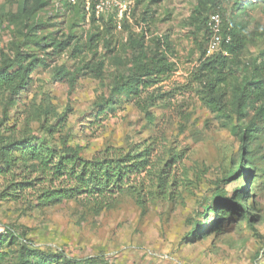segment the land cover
<instances>
[{"label": "rangeland", "instance_id": "1", "mask_svg": "<svg viewBox=\"0 0 264 264\" xmlns=\"http://www.w3.org/2000/svg\"><path fill=\"white\" fill-rule=\"evenodd\" d=\"M242 1L220 0L213 12L246 35L237 69L246 77L259 69L264 82V4L245 0L238 5ZM196 3L135 0L134 17L118 29L108 18L83 19L81 10L65 0H0V59L12 58L22 44L19 49L43 60L24 90L9 104L1 100L5 124H16L17 132L50 129L55 146L66 136L88 156L149 144L154 159L165 163L175 158L170 174L176 184L163 201L155 198L156 189L147 188L143 173L129 183L142 188L144 181L140 197L126 188L98 209L82 199L39 206L31 190L17 201L0 197V233L10 227L34 249L99 264H264V100L247 104L241 119L233 114L229 123L198 100L192 75L201 56L198 46L207 41L201 27L188 23ZM144 13L149 26L141 19ZM96 34L102 36L98 46L75 53L76 44ZM159 39L168 45L166 53L156 45ZM106 42L111 46L105 48ZM158 54L172 67L154 86L164 98L149 107L153 122L137 108V97L127 93L99 114L117 77L131 76L136 59L145 63ZM100 62L101 74L95 77L90 68ZM139 97L144 99L145 92ZM248 127L255 132L244 143L241 133ZM239 164L250 166L231 174ZM244 184L252 226L232 218L206 233L216 221L207 211L213 193L224 189L231 194ZM5 186L0 177V192ZM198 221L204 234L195 238L189 232ZM9 241L0 251L13 262L20 241L12 246Z\"/></svg>", "mask_w": 264, "mask_h": 264}, {"label": "trees", "instance_id": "2", "mask_svg": "<svg viewBox=\"0 0 264 264\" xmlns=\"http://www.w3.org/2000/svg\"><path fill=\"white\" fill-rule=\"evenodd\" d=\"M252 1L251 3L255 2V0ZM260 1L264 4V0ZM219 2L220 0H197L188 21L190 26H199L205 31V41H207L204 45L203 42H199L201 43L198 46L201 56L192 75V84L196 86L194 90L198 100L211 113L225 118L229 123L233 114H237L241 119V111L247 104H258L264 100V82L259 69L255 68L249 77L243 76L237 69L238 55L244 48L246 35L241 28L225 23L219 12H213L219 7ZM244 3L247 1L244 0L238 5ZM72 6L81 10L83 19L87 15L93 21L108 18L107 20L114 26L111 14L96 18L93 12L87 14L82 4ZM215 13L222 18V37L226 38V34H229L231 40L228 44H222L220 52L205 56V45L207 51L212 35L208 22ZM141 19L145 22L144 26H149L150 18H146L145 13ZM101 38L100 34H96L90 36L84 45L78 47L76 44L75 53H81L80 50L85 47L98 46ZM66 44H62L64 45L62 49ZM21 45H18L12 58L3 56L0 59V103L1 100H5L4 103L9 104L24 90L30 83L33 71L43 62L42 58H38L37 55L19 49ZM156 45L161 46L158 47L159 50L164 49L161 53L168 51V45L162 39H159ZM110 46V43H105V48ZM111 49V52L115 51V47ZM102 67L103 63L100 62L92 68L86 64L84 69L90 68V73L99 77ZM171 67L172 64L164 58L163 54L154 55L145 63H142L139 58L136 59L131 76L117 77L111 91L112 95L99 104L101 107L99 114H104L106 110L111 109L118 95L127 93L137 97V108L144 113L149 122H153L149 107L155 106L156 101L164 98L163 95L156 94L159 88H154V86L166 77ZM149 89L150 92H148ZM142 91L145 92L144 99L139 97ZM258 109L257 117L259 115L261 119L263 111L261 107ZM7 119L6 110H2L0 114V177L5 179L6 186L4 191L0 192L1 199L8 198L17 201L26 190H31L33 191L32 197H35L39 206H49L63 200L79 201L82 199V201L92 203L98 209L107 205V202L126 188L131 189L132 193L140 197L144 181L141 183L142 188L129 185V183L132 178L143 173L149 180L147 188L150 191L156 189L155 198L166 201L172 196L171 190L176 184L170 174V169L175 158L165 163L160 159H154L152 146L149 144L132 147L125 153L119 150L111 152L104 150L102 154L88 156L84 154L81 146L71 145L66 136L61 138L57 147L51 142L54 132L50 129L42 134L33 132L27 127L23 132L18 131L20 132L18 133L16 124H5ZM254 132L255 129L252 127L244 129L241 133V140L245 143L247 139L253 137ZM244 147L245 144L242 148ZM249 166L247 164L243 167L239 164L235 170L231 171V174L244 173ZM44 184L45 187L38 188ZM248 195L246 184L242 188L233 190L231 194L224 189L214 192L207 211L214 214L216 221L206 233L217 231L221 225L223 226L232 218L238 221L246 220L252 226L253 217L246 204ZM6 229L4 233H0V250L9 239L10 246L20 242L13 262L7 261L8 253L0 251V264H99L93 258L77 260L67 257L62 252L34 249L29 246L30 242L21 238L13 228L7 227ZM203 234V227L199 221L189 232V235L195 238Z\"/></svg>", "mask_w": 264, "mask_h": 264}, {"label": "built area", "instance_id": "3", "mask_svg": "<svg viewBox=\"0 0 264 264\" xmlns=\"http://www.w3.org/2000/svg\"><path fill=\"white\" fill-rule=\"evenodd\" d=\"M70 5L82 4L87 14L93 12L96 18L113 16V23L120 29L123 22H131L132 13L135 8V0H65ZM222 18L218 13L209 18L208 25L212 32L207 45V55L220 52L222 44H228L231 40L229 34L222 37Z\"/></svg>", "mask_w": 264, "mask_h": 264}]
</instances>
